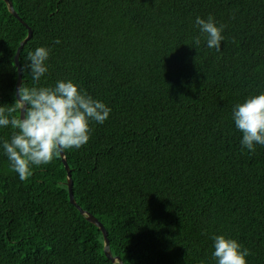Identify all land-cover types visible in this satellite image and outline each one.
Listing matches in <instances>:
<instances>
[{
  "label": "trees",
  "instance_id": "1",
  "mask_svg": "<svg viewBox=\"0 0 264 264\" xmlns=\"http://www.w3.org/2000/svg\"><path fill=\"white\" fill-rule=\"evenodd\" d=\"M33 29L22 84L71 80L111 112L65 152L77 202L125 264H216L214 235L264 264V146L241 145L233 107L264 93V0H12ZM225 25L208 49L196 17ZM28 29L0 0V106L15 102ZM59 40V43L56 41ZM50 50L33 81L29 51ZM21 112H17L20 116ZM11 128H0V142ZM0 264H118L70 202L61 155L21 181L0 149Z\"/></svg>",
  "mask_w": 264,
  "mask_h": 264
},
{
  "label": "clouds",
  "instance_id": "2",
  "mask_svg": "<svg viewBox=\"0 0 264 264\" xmlns=\"http://www.w3.org/2000/svg\"><path fill=\"white\" fill-rule=\"evenodd\" d=\"M195 25L201 35L193 38L191 46L198 50L202 36L208 49L219 52L226 26L218 24L211 15L207 19L197 16ZM49 55L46 47L28 52L23 67L25 72L30 70L33 81L39 82L47 73ZM110 112L104 102L82 91L71 80H58L54 86L46 87L22 84L15 102L0 106V128L12 130L10 138L0 142V149L9 161L10 170L26 181L34 167L48 165L61 153L85 146L91 138L92 122L103 124ZM232 119L242 133L244 149L254 153L257 145L264 146V93L249 96L235 105ZM212 239L216 264H248L250 250L236 239L222 234Z\"/></svg>",
  "mask_w": 264,
  "mask_h": 264
},
{
  "label": "water",
  "instance_id": "3",
  "mask_svg": "<svg viewBox=\"0 0 264 264\" xmlns=\"http://www.w3.org/2000/svg\"><path fill=\"white\" fill-rule=\"evenodd\" d=\"M4 1L7 3L8 8L11 11V13L16 18H18L23 23V25H25L27 27V29H28V35H27V37L25 39H23L21 41V43H20V45H19V47L17 49L16 56H15V62H16V65L18 67V72H19V78H18V81H17V90H18V88L21 86V83H22V68H21V65H20V62H19L20 52H21V49L23 48V46L26 44V42L32 37L33 29L31 28V26L26 21H24L22 19V17L15 10L12 0H4ZM20 116H22V113L20 114ZM61 157H62V160H63V162L65 164V167L67 169V172H68V187H69L70 202L73 205H75L80 210V212L83 215H85V217H86V219L88 221L94 223L95 225H97L99 227V229L102 230L103 235H104V252H105L106 256L114 263L125 264V262L121 258V256L112 254L110 240H109V237H108V231H107L105 225L93 213H91L90 211L84 209L77 202V200H76V198L74 196V191H73V180H72L71 170H70L69 164L67 162V158H66L65 152L61 153Z\"/></svg>",
  "mask_w": 264,
  "mask_h": 264
}]
</instances>
